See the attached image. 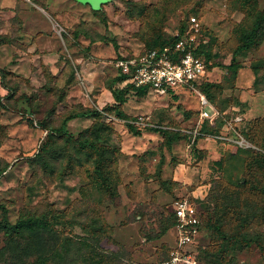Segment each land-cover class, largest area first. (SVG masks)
Returning a JSON list of instances; mask_svg holds the SVG:
<instances>
[{"label": "rangeland", "instance_id": "374dc122", "mask_svg": "<svg viewBox=\"0 0 264 264\" xmlns=\"http://www.w3.org/2000/svg\"><path fill=\"white\" fill-rule=\"evenodd\" d=\"M196 23L209 67L199 91L213 121L201 118L199 94L188 88H129L121 104L128 117L119 118L111 87L128 81L117 60L181 27L194 32ZM246 33L252 44L231 67ZM0 66V247L4 217L58 210L68 234L91 238L100 227V247L116 263L163 264L175 240L173 202L188 197L204 222L194 246L200 264H222L211 254L226 247L229 264H264L257 244L242 240L264 246V172L250 167L264 153V0H0ZM88 109L101 114L67 127L97 151L55 130L67 114ZM254 122L256 139L247 134ZM43 145L46 161L35 157ZM216 204L219 214L227 209L225 239L207 225Z\"/></svg>", "mask_w": 264, "mask_h": 264}, {"label": "trees", "instance_id": "16d2710c", "mask_svg": "<svg viewBox=\"0 0 264 264\" xmlns=\"http://www.w3.org/2000/svg\"><path fill=\"white\" fill-rule=\"evenodd\" d=\"M256 2V0H254ZM262 20L259 18L255 21L254 26L256 28L262 27ZM185 30L183 27L180 28V33L182 34ZM251 34H244L242 37V43L237 47L234 52V58L231 67L238 66L236 57L241 55L244 51L250 48L252 44ZM177 40L175 36L171 40H156L155 45L150 48H163L167 45H173ZM149 48V49H150ZM198 55L202 57V51L199 47L196 50ZM207 61V59L204 57ZM205 61V62H206ZM208 64V62H207ZM5 69L0 67V74L2 77L5 76ZM257 74V71L255 72ZM119 77L121 79H126V75L120 73ZM206 81V80H205ZM203 81L198 87L201 88L206 82ZM112 92L117 101L116 110L117 116L122 119H127V114L122 110L121 104H124L127 99L125 93L128 89H134L140 95H144L148 91L146 87L135 88L132 84L128 83L124 88L111 87ZM202 89V88H201ZM175 94V93H169ZM101 112L98 109H88L83 112L69 113L62 119V122L58 128H56V133L59 135H64L69 142L77 143L81 149L89 148L93 151L99 150L98 145L95 142H90L89 139L76 138L69 130L68 122L77 117H92L96 118L100 116ZM128 129L135 132L134 125L130 122L126 124ZM259 123L254 122L252 129L247 133L252 139L255 138V130L259 127ZM254 126V128H253ZM86 131H90L87 127ZM47 143V142H46ZM49 146L43 145L35 157H41L45 160V155L49 152ZM264 150V145L261 146ZM251 159L250 167L260 168L264 172V153H259ZM46 161V160H45ZM44 161V162H45ZM219 165L223 164L222 160H218ZM218 204L215 207L208 206L211 213L217 216L212 222L208 221V228L216 232L217 235L221 236L223 239L226 238L223 229V214H227L226 208H220V214L217 211ZM67 214L63 211L53 210L42 214H28L21 216L19 219L12 222L7 218L1 220V226L5 233L4 245L0 247V264H118V260L112 253L109 254L108 251L102 250L100 247V233L102 229L94 226V230L91 232V238L83 235L68 234L66 232L68 220H65ZM203 221V219H202ZM175 219L172 216V225L174 226ZM61 226V227H60ZM204 227V222L202 223V228ZM99 233V234H98ZM245 246L248 247L253 243L264 253V246L257 240L252 238H247L243 236L242 238ZM227 252V247L224 253ZM211 254L212 257L218 256L222 264H229L230 261L225 259V254Z\"/></svg>", "mask_w": 264, "mask_h": 264}, {"label": "built area", "instance_id": "2783aa9c", "mask_svg": "<svg viewBox=\"0 0 264 264\" xmlns=\"http://www.w3.org/2000/svg\"><path fill=\"white\" fill-rule=\"evenodd\" d=\"M193 27L194 32L191 29L185 34L178 31L173 45L150 48L134 57H122L116 64L135 88L146 87L148 91L161 95L176 93L180 89L196 90L201 118L213 121V106L198 87L207 79L209 67L204 57L196 53L200 44L197 38L199 23L193 24ZM172 214L175 240L163 264H200L198 251L194 248L202 233L199 208L190 198L183 197L173 202Z\"/></svg>", "mask_w": 264, "mask_h": 264}, {"label": "crops", "instance_id": "0c3cea01", "mask_svg": "<svg viewBox=\"0 0 264 264\" xmlns=\"http://www.w3.org/2000/svg\"><path fill=\"white\" fill-rule=\"evenodd\" d=\"M22 12H27V11H22ZM29 12V11H28ZM37 11H34L33 13H32V15L34 14V13H36ZM26 14V13H25ZM25 14H23V17L25 16ZM27 17V16H26ZM25 18V17H24ZM27 19H26V23H27ZM41 23V22H40ZM53 22H51V24H52ZM51 24H50V26H51ZM46 27V26H45ZM26 64V63H25ZM25 66V65H24ZM0 67H2V68H4L3 66H0ZM5 69V68H4ZM1 75V74H0ZM1 78H2V76H1ZM77 118H80V117H77ZM83 118H88V119H94V118H92V117H88V116H86V117H83ZM76 119V118H75ZM72 120H74V119H72ZM71 121V120H70ZM69 121V122H70ZM69 122H68V125H69Z\"/></svg>", "mask_w": 264, "mask_h": 264}, {"label": "water", "instance_id": "95a60500", "mask_svg": "<svg viewBox=\"0 0 264 264\" xmlns=\"http://www.w3.org/2000/svg\"><path fill=\"white\" fill-rule=\"evenodd\" d=\"M87 2L90 1V0H86Z\"/></svg>", "mask_w": 264, "mask_h": 264}]
</instances>
